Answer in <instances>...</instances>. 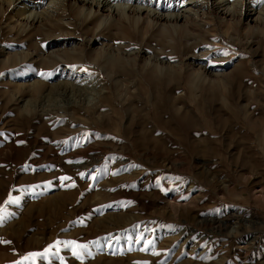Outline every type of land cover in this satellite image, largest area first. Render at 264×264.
Instances as JSON below:
<instances>
[{"label":"rangeland","instance_id":"374dc122","mask_svg":"<svg viewBox=\"0 0 264 264\" xmlns=\"http://www.w3.org/2000/svg\"><path fill=\"white\" fill-rule=\"evenodd\" d=\"M100 1L0 0V264H264V0Z\"/></svg>","mask_w":264,"mask_h":264},{"label":"bare ground","instance_id":"6f19581e","mask_svg":"<svg viewBox=\"0 0 264 264\" xmlns=\"http://www.w3.org/2000/svg\"><path fill=\"white\" fill-rule=\"evenodd\" d=\"M79 1H81L82 2V4H83V6H87V8L89 9V11L88 12H90V13H92V11H93V6H96L97 7V10H99V11H106V10H108V11H111V12H117L118 10H119V8H109V9H106L107 8V4L105 3V2H103V1H100V0H96V1H94V0H79ZM190 1V0H189ZM245 1V0H244ZM14 2H16V1H14ZM192 2V1H191ZM228 2V1H227ZM15 4V3H14ZM19 4V3H18ZM205 4V3H204ZM227 3H226V0H219V1H216V2H214V3H209L208 5H207V7L208 8H212V9H214V7H215V9H219V10H222V8H223V11H225V7H224V5H226ZM110 5V4H109ZM192 5L193 6H195V3H194V1L192 2ZM20 7V9L22 8H24V5L23 4H20L19 6H18V8ZM196 7V6H195ZM195 7H193V8H195ZM201 7V6H200ZM125 8L126 7H123L122 8V14H124L123 12L125 11ZM241 9H243V12H244V10H245V12H244V15L245 16H250V10L247 8L246 9V6L244 5V6H242L241 7ZM18 10V9H17ZM127 11H129V12H134V13H136L137 14V18H135V19H133V21L132 20H130V17L129 16H124V19H126V20H128V21H123V23H122V26H124L127 22H128V24L130 25H137L139 22H140V16L142 15V13L144 12V10H142L140 7L139 8H137V7H127ZM126 11V12H127ZM98 13V12H97ZM118 13V12H117ZM93 14V13H92ZM147 15H148V20H147V22L149 23V22H151L150 24H152L153 23V25H156L157 23H160V22H164V21H169V22H172V23H174V25H173V27H171L173 30H176L178 27V25H177V23H178V21H180V20H182V19H187V18H190L192 15L193 16H196L197 15V13H195L194 11L192 12V9L191 8H188V9H185V10H183V11H181V12H177V13H175V14H169V15H167V14H160V13H155V12H147ZM29 16V15H28ZM27 16V17H28ZM22 17V16H21ZM23 17H25L24 15H23ZM22 17V18H23ZM123 17V16H122ZM20 18V17H19ZM18 18V19H19ZM250 18V17H249ZM103 19V18H102ZM114 19V18H113ZM21 20V19H20ZM33 22H35V21H37V20H34V18L32 17V19H31ZM68 24H70V22H68L67 23V25ZM176 24V25H175ZM170 25V24H169ZM172 25V24H171ZM41 29H42V32H43V36H45L46 38L48 37V34H47V32H45V28H43L42 26L40 27ZM87 43L88 44H90L91 43V39L90 40H87ZM53 57H58L57 56V54H54V55H52ZM50 59V58H49ZM79 60L81 59L80 57L78 58ZM57 60L58 61H63L62 59H60L59 57L57 58ZM49 61V60H48ZM52 61H49V65L50 66H52V64L54 65L56 62H52ZM160 72V71H159ZM155 77V76H154ZM154 77L152 78V79H154ZM155 80V79H154ZM156 81V80H155ZM165 83V82H164ZM210 85V84H209ZM215 85V84H214ZM214 85H212V86H214ZM165 88V87H164ZM35 89V91L37 90H39L40 88L39 87H36V88H34ZM170 96V95H169ZM118 220V219H117ZM120 221V220H119ZM109 223H110V221L108 222V221H104V224H106V225H109ZM119 227V226H118ZM107 247V246H106Z\"/></svg>","mask_w":264,"mask_h":264},{"label":"snow or ice","instance_id":"6c2138e0","mask_svg":"<svg viewBox=\"0 0 264 264\" xmlns=\"http://www.w3.org/2000/svg\"><path fill=\"white\" fill-rule=\"evenodd\" d=\"M12 202H15V201H12Z\"/></svg>","mask_w":264,"mask_h":264}]
</instances>
